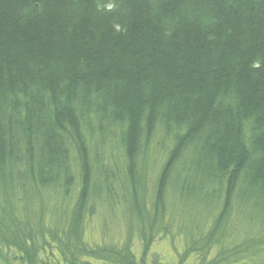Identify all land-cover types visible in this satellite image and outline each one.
<instances>
[{"label":"trees","instance_id":"1","mask_svg":"<svg viewBox=\"0 0 264 264\" xmlns=\"http://www.w3.org/2000/svg\"><path fill=\"white\" fill-rule=\"evenodd\" d=\"M115 209L122 237L90 240ZM245 209L264 223V0H0V264H171L165 239L173 264H264Z\"/></svg>","mask_w":264,"mask_h":264},{"label":"rangeland","instance_id":"2","mask_svg":"<svg viewBox=\"0 0 264 264\" xmlns=\"http://www.w3.org/2000/svg\"><path fill=\"white\" fill-rule=\"evenodd\" d=\"M116 130L117 129H115L114 127H108L106 130L103 131V138L101 139V131L95 129L93 133L94 136L92 138V141L97 143V150L99 151L102 162L104 163V165H110L112 168L114 167V165L119 166V161L121 159V148L118 143V136L116 135ZM162 139H164L162 134L160 132H157L154 136V140L151 146V153L148 155L150 161L148 167H145V173L149 190L152 187V180L154 179L158 171V164L164 158L161 157L162 150L159 149V145H161ZM166 143V145H169L168 142ZM176 208L177 216L180 217V220L178 222L184 223V216L182 210H185L186 212L189 207L181 208V204L178 203L176 205ZM105 212L106 213L101 214L97 218L94 217L91 222L93 232L92 234H90L89 239H92V241L102 239L104 242H108L111 240L116 241L117 239H120L123 235H121L123 231L119 228V222L122 223L123 220H121L119 213L117 214V210L115 209L112 212L106 210ZM193 214L197 217V219L191 223H187L186 225L187 228L192 229L193 234H197L196 229L198 231H204L207 223L211 224L212 222L211 218H208L206 213L203 211L201 205H195ZM238 220L237 223L241 225L238 230L242 231V229H252L251 233L248 234V236L252 237L257 235H264L263 214H261L259 211L257 212L251 211V209H245L243 211V219L242 217H239ZM187 221L188 220H185V223ZM234 224L235 222L232 225ZM166 241L168 240L165 239L162 241V243H157L155 247V253H157L158 257L165 255L164 262H171V264H173L175 260V254L174 252H172L169 246H166Z\"/></svg>","mask_w":264,"mask_h":264}]
</instances>
